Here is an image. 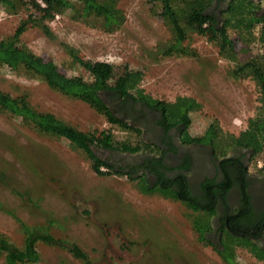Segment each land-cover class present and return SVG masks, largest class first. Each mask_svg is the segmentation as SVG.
Here are the masks:
<instances>
[{"label": "rangeland", "instance_id": "rangeland-1", "mask_svg": "<svg viewBox=\"0 0 264 264\" xmlns=\"http://www.w3.org/2000/svg\"><path fill=\"white\" fill-rule=\"evenodd\" d=\"M70 1L76 9L44 19L48 32L29 24L19 44L53 60L67 76L91 79L74 55L110 62L117 71L124 65L140 69L138 90L150 103L193 97L201 106L189 113L190 135L201 134L212 119L223 132L236 134L260 111L254 80L232 74L239 62L260 51L257 28L247 38L228 28L235 41V60L223 57L213 41L198 33H190L183 43L186 53H165L173 34L157 0H113L111 5L123 17L113 31H105L98 18L80 15L79 0ZM34 13L30 5L22 4L15 11L0 5V38L12 34ZM0 89L26 95L34 108L52 112L82 131L107 130L116 140L138 142L139 133L111 124L86 101L49 86L32 71L0 63ZM138 152L114 149L117 162L126 161L128 169ZM256 158L264 156L252 159L251 170ZM143 177L142 173L132 178L126 173L98 174L85 152L67 139L39 132L0 108V233L10 241L22 245V221L46 226L53 235L77 243L93 264H228L199 240L191 223L194 212L172 195L146 190ZM36 248L39 260L29 264H84L66 249L42 240ZM236 260L264 264L248 252L237 251ZM0 264H6L3 252Z\"/></svg>", "mask_w": 264, "mask_h": 264}, {"label": "trees", "instance_id": "trees-1", "mask_svg": "<svg viewBox=\"0 0 264 264\" xmlns=\"http://www.w3.org/2000/svg\"><path fill=\"white\" fill-rule=\"evenodd\" d=\"M160 4V14L169 19L173 38L165 53H186L183 43L190 33H198L213 41L219 53L230 60L236 59L235 41L228 34V28H233L243 38L252 35L257 23V39L261 45L257 54L241 61L232 69L234 77H251L259 90L260 111L249 118L247 126L238 133L223 132L217 119H212L199 135H190L187 128L190 125V111L199 109L201 104L191 96H177L174 101L159 100L148 102L138 90L142 78L140 69H132L124 65L117 71L110 62L89 60L73 56L85 68L91 79L83 76H67L62 73L51 59H45L19 44V37L29 24L43 27L49 31L44 19H52L68 8H75L70 0H0V5L9 11L17 10L22 4L30 5L34 14L22 20L14 32L0 38V63L13 69L23 68L26 71L40 75L49 86L69 95L86 101L101 112L111 124L139 133L135 144L126 140H116L112 133L100 130L98 134L82 131L73 125L57 118L52 112L34 108L26 95H11L0 89V108L29 122L37 131L67 139L72 147L85 152L91 161V168L98 174L126 173L130 178L137 175L134 164L128 170L115 168L112 164L100 159L92 150V145L105 149H119L134 152L140 147L148 146L140 136L139 127L129 123L130 112L124 110L129 101L141 100L150 108L160 111L161 120L169 125L182 123L184 141L197 140L211 144L218 153H225L235 144L251 146L256 151L264 148V14H256V4L252 0H230L228 7L223 9L221 19L208 12L212 0H157ZM79 13L83 17L100 19L105 31L118 29L123 21L121 11L115 8L113 0H79ZM138 93V94H137ZM144 166L156 174V180L151 182L143 177L146 190L158 189L165 195H172L182 201L194 213L191 223L200 241L206 240L203 235L209 227L208 214L212 210L211 203L217 197V189L206 190L198 195L190 193L185 174L168 176L157 165L146 160ZM105 166L106 170H101ZM144 175V174H142ZM145 176V175H144ZM204 186V184L202 185ZM206 187V185H205ZM220 190V189H219ZM1 207V203H0ZM24 234L22 245H16L4 234L0 233V252L4 253L6 264H29L39 260L36 242L42 240L46 244L58 246L69 251L84 264H93L88 254L75 242L64 237H57L43 225H28L20 221ZM227 243L224 249L216 248L222 259L228 264H239L234 253V244H251L249 238L236 237L227 232ZM234 243V244H233ZM257 253V251H255ZM259 257H264L257 253Z\"/></svg>", "mask_w": 264, "mask_h": 264}, {"label": "flooded vegetation", "instance_id": "flooded-vegetation-1", "mask_svg": "<svg viewBox=\"0 0 264 264\" xmlns=\"http://www.w3.org/2000/svg\"><path fill=\"white\" fill-rule=\"evenodd\" d=\"M252 1L256 4V14L263 15L264 0ZM229 2L212 0L208 12L219 18ZM128 104L124 107L130 112L128 122L139 127L141 138L150 144L137 150L133 162L139 165L136 173L155 181L156 174L143 164L149 160L170 177L180 172L185 174L190 193L201 195L206 192L205 188L211 192L217 189V197L208 214L209 227L203 231L208 240L206 244L215 251L216 248L224 249L229 231L236 237L245 236L251 242L233 243L235 255L237 251L248 252L254 259L264 262V257L257 254L264 255V159L256 158L255 170L250 169L257 154L264 156V148L256 151L251 146L235 144L225 153H218L211 144L191 139L184 141L182 123L166 124L161 120L159 110L150 108L141 100H130ZM91 147L100 159L115 168L128 166L126 161L117 162L114 149Z\"/></svg>", "mask_w": 264, "mask_h": 264}, {"label": "built area", "instance_id": "built-area-1", "mask_svg": "<svg viewBox=\"0 0 264 264\" xmlns=\"http://www.w3.org/2000/svg\"><path fill=\"white\" fill-rule=\"evenodd\" d=\"M57 14H55V16H56ZM259 163H260V161H258ZM100 169L101 170H106L107 168L105 167V166H100Z\"/></svg>", "mask_w": 264, "mask_h": 264}, {"label": "crops", "instance_id": "crops-1", "mask_svg": "<svg viewBox=\"0 0 264 264\" xmlns=\"http://www.w3.org/2000/svg\"><path fill=\"white\" fill-rule=\"evenodd\" d=\"M263 6H264V5H263ZM261 24H262V23H257L255 28L259 27Z\"/></svg>", "mask_w": 264, "mask_h": 264}]
</instances>
